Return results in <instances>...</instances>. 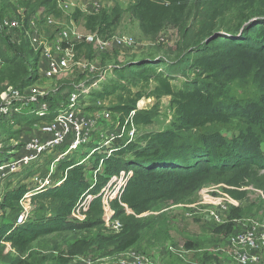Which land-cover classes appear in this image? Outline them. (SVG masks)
<instances>
[{
	"label": "trees",
	"instance_id": "1",
	"mask_svg": "<svg viewBox=\"0 0 264 264\" xmlns=\"http://www.w3.org/2000/svg\"><path fill=\"white\" fill-rule=\"evenodd\" d=\"M59 1L21 0L27 16L23 19L20 37L23 36L29 48L28 65L37 64L39 59L24 37L30 17L39 11L46 16L58 17L61 13L57 7ZM239 1L132 0L128 12L138 22L141 33L154 36L164 26H173L182 33L181 50L172 60L145 58L117 66L112 70L115 79L102 85L98 96H110L123 90L124 82L140 85L132 97L111 107L120 115V125L134 111L130 120L135 126L150 125L156 114V110H137L136 105L142 97L156 101L170 97L171 128L147 134L143 137V146L131 141L107 146L113 140L103 143L101 150L94 148L96 160L91 170L98 171L93 177L91 173L92 183L85 173L86 163L60 159L54 176L63 181L36 194L39 199L51 201L50 207L44 209L41 206L36 215L18 227H15L18 213L13 221L0 225V243L27 254L30 244L40 237L83 228L82 224L68 221L74 207L83 198L98 195L109 179L121 172L130 171L131 175L120 199L110 201L116 216L125 211L135 216L144 215L158 202L209 183L223 182L236 190L242 187V178L253 173V169L264 170V152L261 150L264 145V0ZM83 19L86 28L93 30L104 23L106 16L103 13L86 15ZM190 30L195 38L193 44L189 39L184 40ZM3 40L8 42L6 37ZM187 69H195L197 76L186 79L180 88H174V76L187 78ZM27 74L24 86L14 89L24 90L42 77L37 70ZM245 82H249L254 91L242 99L233 97L234 89ZM150 83L153 87L144 95L141 87ZM53 96L59 98L54 91L43 100L55 107L58 105H54ZM65 98L64 92L59 101L62 103ZM29 114L35 122L51 121L54 117L49 114L44 119H37L34 114ZM231 125L235 127L236 135L228 138L220 128ZM226 176L229 178L225 179ZM27 192L24 185L5 192L0 211L5 214L6 210H14ZM225 192L235 200L245 196L243 191L236 193L228 189ZM88 211L93 222L102 213L100 197L90 202ZM136 241V236L128 239L120 249L127 250ZM58 260L62 264L68 263L65 258Z\"/></svg>",
	"mask_w": 264,
	"mask_h": 264
},
{
	"label": "rangeland",
	"instance_id": "2",
	"mask_svg": "<svg viewBox=\"0 0 264 264\" xmlns=\"http://www.w3.org/2000/svg\"><path fill=\"white\" fill-rule=\"evenodd\" d=\"M60 1L66 4L68 8L63 10L58 17H52L54 21L52 25L47 23V17L41 13L42 11L30 17L31 20L29 18L32 21L31 31H35L40 37H45L46 43L54 52L58 34L62 29L73 28L78 34L93 33L106 40L115 35L132 39L131 46L115 47L110 45L107 52L99 56L93 55L91 47L77 44L72 51L73 57L69 69L50 80L38 77L33 85L40 94L45 96H51V93L55 91L59 98L55 99L53 96L54 105H60L59 100L66 90H71L81 84L87 88L91 79L97 78L101 74L107 75L99 87L96 86L92 89L89 96L85 93L79 101L82 112L93 117L97 121L98 127H102V131L99 132L95 128L89 142L72 153L73 159L87 164L85 173L88 181L92 183L91 173L93 177L94 172L91 168L96 160V157L93 156L95 152H92V147H101L103 141L105 143L110 135L119 133L120 115L113 112L111 107L129 96L132 97L140 88V85L131 86L124 82L123 90L110 96L100 97L98 93L102 91V85L106 84L108 80L113 81L115 79L112 70L117 66L121 67L145 58H168L172 60L176 52L181 50L183 37L182 33L173 26H164L154 36L143 35L139 30L138 22L128 12L132 0ZM247 1L249 0L239 2ZM102 13L106 16L104 23L99 26L96 25L93 30L86 28L84 16L101 15ZM26 16L21 0H0V19L19 18L18 20L23 23ZM47 27L53 28L51 36H46ZM191 32L192 30L185 34L184 40L189 39L190 44H193L195 38ZM0 34L3 35L2 37L0 35L1 93L8 87L14 89L24 86L29 75L27 73H30L31 70H37V73L41 75L43 66L39 63V59L37 64L34 62L32 66L28 65L29 48L22 38L23 36L20 37V30L8 34L2 29ZM3 37L8 39L7 43ZM64 49L62 47V50ZM77 62H87L94 65L97 71L92 75L83 73L75 66ZM185 75L187 78L181 75L174 76L172 86L176 89L180 88L186 79L195 78L197 71L187 69ZM152 87L151 83L148 86L143 85L141 91L146 95ZM253 91L250 83L245 82L234 89L233 97L242 99ZM169 102L170 97H162L159 101L154 98L142 97L138 101L137 110H156V114L150 125H134L135 138L131 141L133 144L143 146V137L147 134L162 132L171 128L173 110ZM29 113L31 112L28 108H24L19 112H9L7 115L0 114L1 162L8 161L19 153L26 142L27 135H36L41 122H35ZM105 115L106 117L103 118ZM129 130L130 128H127L121 138H116L107 146L127 143L130 140ZM220 130L228 138L236 135L233 125L221 127ZM66 148L65 145L54 150L50 156L41 157L30 166L6 177L0 183V201L5 192L11 189L24 185L28 190L26 197L18 202L14 210H6L5 214L0 211V225L13 221L16 214L22 211V207L27 209V221L36 215L41 206L44 209L50 207L51 201L39 199L36 196L38 193L35 181L46 178L52 159ZM261 150L264 152V145H262ZM129 154H124L123 159H126ZM86 155H91V159L88 160L90 157H86ZM55 170L56 166L50 177L52 183L48 187L59 181L58 177L54 176ZM252 171L253 173L242 178L241 188L235 190L223 182H217L206 184L197 190L187 189L170 199L156 203L149 212L141 216H135L129 211H125L121 216H116L110 206L112 211L110 217L109 213L101 207L102 213L92 222L90 214H87L88 209L84 211L81 208L80 214L84 219L81 221L69 219L68 221L73 224H82L83 228L57 232L38 238L29 246L30 251L28 253L31 256H28V253H18L8 245L0 243V264H24V262L30 264H62L59 262V258L67 259V264H119L120 262L124 264L136 262L139 264H240L235 255V252H240V249L236 250L229 245V238L251 228H255L257 231V249L248 252L250 260L246 264H264V245H262L264 238L260 237L261 231H264L262 229L264 226V170L258 169L256 171L253 169ZM228 178V176L225 177V179ZM228 189L237 191L236 193L243 191L245 196L235 200L225 192ZM110 193L113 196L115 191H110ZM85 199L87 198H83L81 202L86 201ZM220 204L225 206L223 216L226 217V220L223 224H218L208 216L209 212H217V207ZM115 222L119 223L117 229L114 227ZM135 236L137 237L136 243L129 249L122 251L120 249L122 244Z\"/></svg>",
	"mask_w": 264,
	"mask_h": 264
},
{
	"label": "built area",
	"instance_id": "3",
	"mask_svg": "<svg viewBox=\"0 0 264 264\" xmlns=\"http://www.w3.org/2000/svg\"><path fill=\"white\" fill-rule=\"evenodd\" d=\"M58 9L62 12L66 10L68 6L61 1L58 2ZM99 9V7H97ZM46 21L49 25L54 23L52 16H46ZM30 21L27 29L24 30V37L29 43L32 51L38 54L39 61L43 63L44 68L42 71V78L53 79L58 76L61 72L66 71L70 67L71 59L73 57L72 51L77 44H84L91 47L94 56L105 54L110 45L115 47H129L132 44V39L124 36L115 35L111 39L106 40L98 37L97 34H78L73 28L62 29L56 41L55 52L46 43L45 37H40L35 31H31ZM0 28L4 29L7 33H13L21 30L22 23L16 18H4L0 19ZM62 47L65 48L62 50ZM75 66L79 68L83 73L94 74L97 68L87 62L75 63ZM106 74H101L99 77L91 79L88 82L90 85L85 88L84 84L76 86L71 90L65 91V102L58 106H52L49 101L43 100L45 95H42L37 91L34 86L25 88L24 90H17L11 87L5 88L0 93V114L7 115L9 112H19L24 108H28L29 112L35 115L37 119H44L47 115L53 114L54 117L51 121L41 122L36 135L32 134L30 138L23 144L19 153L10 158L8 161H0V183L6 178L22 169L30 166L34 162L38 161L41 157L53 153L54 150L59 149L66 145V149L59 155L52 159L50 169L45 179H37L35 181L37 193L43 192L49 184L52 183L50 179L54 172L56 163L62 159V157L69 155V153L75 152L82 145H85L92 138L93 130L96 128L97 131H101L98 127L97 121L90 115L84 114L79 107V101L82 96L86 93L89 96L92 89L96 86L99 87L102 80H105ZM17 103V104H15ZM124 118L123 123L120 125L117 135H110L105 144L121 138L127 128L129 130V139L132 141L135 138V126L130 120L131 115ZM98 170L94 171V176ZM131 172H121L118 176H113L109 179L107 184L103 186L98 195L87 196L86 201H81L74 207L70 214V219L83 220L84 217L80 214L82 208L86 211L89 207L90 202L95 197L101 198V207L109 213L111 217L112 211L110 208V201L117 199L119 200L125 186L127 179L130 177ZM63 178L56 181L54 185H60ZM115 191L113 196L110 191ZM27 194V193H26ZM26 194L23 196L26 197ZM23 198L20 200V202ZM225 206L220 204L217 207V212L212 211L208 213L215 222L223 224L226 217L223 216V210ZM28 218L27 209L22 207L17 215L15 221V227L22 225ZM114 227L117 229L119 223L115 222ZM264 230V226L262 228ZM261 236L264 238V231H261ZM259 237V238H260ZM229 245L233 246L234 249H240V252H235L236 258L240 264H246L249 261L248 252L257 249V231L255 228H251L248 231H243L238 235H234L229 238ZM264 245V243H262ZM253 260V259H251ZM119 264H124L120 262ZM139 264V262L133 263Z\"/></svg>",
	"mask_w": 264,
	"mask_h": 264
},
{
	"label": "crops",
	"instance_id": "4",
	"mask_svg": "<svg viewBox=\"0 0 264 264\" xmlns=\"http://www.w3.org/2000/svg\"><path fill=\"white\" fill-rule=\"evenodd\" d=\"M45 32H46V34H47L46 36H51V35H52V32H53V28H51V27L48 28V27H47L46 30H45ZM50 34H51V35H50ZM39 63L42 64V66H43V68H44L43 63H41L40 61H39ZM39 66H40V65H39ZM53 91H54V90H53ZM105 117H106V115H105L103 118H105ZM103 118H102V119H103ZM100 128H102V127H100ZM101 131H102V129H101ZM98 132H99V131H98ZM30 136H32V134L27 135V136H26L27 139H26L25 141H27V140L30 138ZM101 136H102V134H101ZM105 142H106V141H105ZM103 143H104V141H103ZM94 148H95V149H96V148L99 149V148H101V147H92V150H93ZM105 148H108V147H105ZM98 149H97V150H98ZM99 150H101V149H99ZM92 152H93V151H92ZM86 157H90L88 160L91 159V155H87ZM71 159H73V157H72V154L69 153V155H66V156L62 157L61 160H64V161H65V160H71ZM88 160H87V161H88ZM87 161H86V162H87Z\"/></svg>",
	"mask_w": 264,
	"mask_h": 264
}]
</instances>
